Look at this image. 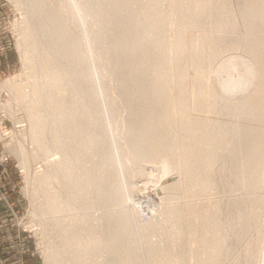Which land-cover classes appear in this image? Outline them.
<instances>
[{
  "label": "rangeland",
  "instance_id": "rangeland-1",
  "mask_svg": "<svg viewBox=\"0 0 264 264\" xmlns=\"http://www.w3.org/2000/svg\"><path fill=\"white\" fill-rule=\"evenodd\" d=\"M120 6L116 28L105 13ZM122 33L141 46L128 59L114 48ZM59 38L85 58V83L81 64L74 77V65L56 59ZM44 56L61 91L43 66L33 69ZM131 63L145 64L147 83L129 93L121 73ZM241 85L245 93H231ZM69 109L73 122H59ZM235 115L246 136L229 129ZM144 127L161 143L159 162L133 149ZM182 142L194 150L192 171ZM161 161L174 180L149 177ZM119 187L128 203L104 204ZM126 210L138 229L117 243L116 214ZM74 236L85 251L67 247ZM0 264H264V0H0Z\"/></svg>",
  "mask_w": 264,
  "mask_h": 264
},
{
  "label": "bare ground",
  "instance_id": "bare-ground-1",
  "mask_svg": "<svg viewBox=\"0 0 264 264\" xmlns=\"http://www.w3.org/2000/svg\"><path fill=\"white\" fill-rule=\"evenodd\" d=\"M105 15L108 17V18H110V20H111V22H112V25L113 26H115L116 28H119V25L121 24V22H124L125 20V17H126V14L121 10V6L120 7H117V8H115V10H114V13H111L110 14V16L109 15H107L106 13H105ZM220 21V20H219ZM111 22H110V24H111ZM219 27H222V23L220 22L219 23ZM155 27H152V29H151V31L152 32H155ZM115 31H119V29H116ZM34 36V35H33ZM32 35H31V37H33ZM62 38V37H61ZM129 36H127V35H125L124 33H122L120 36H119V38H117V39H115L114 40V42H115V45H114V48H115V52L116 53H122L123 55H124V51H125V57H124V59L126 58V59H128L129 57H127L126 55L127 54H129V53H132V52H138L140 49H141V46L138 44V43H136V42H134V41H130L129 40ZM62 40H63V38H62ZM60 38L58 39V40H56V41H58V42H56V44H58V43H60L61 41H62ZM221 41H223V38L221 39ZM130 42V43H129ZM122 43H124V45H120V44H122ZM32 44H33V40L31 41V46H32ZM61 44V43H60ZM74 46L73 45H71V42L68 40V43H66V44H61V50H59V53L56 55V59L57 58H62L63 57V59H65L67 62H69L68 64H69V66L70 65H74V70H75V74L76 75H74V77L76 76V77H79V70L76 68L77 66H78V64H81V68H79L80 69V72H81V74H82V77H83V82L85 83V80H86V77L88 76V77H90V75H89V73L86 71V61H84L85 60V58H83V59H80L79 58V54L78 53H75V50H74ZM76 49V48H75ZM210 55H213L214 56V52L213 53H210L208 56H210ZM120 56V58H121V55H119ZM207 56V57H208ZM213 56L212 57H208V63H207V65H208V67H207V69L210 71L211 70V67H212V64H213ZM122 59V58H121ZM34 61V60H33ZM71 61V62H70ZM123 59H122V64H123ZM52 62H53V60L50 58V57H47V56H44V57H41V58H38V59H36V61L34 62V65H32L33 66V69L35 70V68L36 67H40V66H43L45 69H46V73H45V75H47V77H51L52 79H50V80H52V81H54V84H53V82L51 83V85L52 86H54V88H56V90H58V91H61L62 90V83H60L61 81H60V78H58L59 76H60V73L54 68L55 67V65H52ZM54 64V63H53ZM85 64V65H84ZM140 65H142V66H137V65H133L132 63L130 64V66H129V68H127V69H123L122 70V73H121V77H122V79H121V86L123 87V89H128V92L130 93L131 91H130V87L131 88H133V90L134 89H137V87H140L141 85L143 86V87H145L146 86V83H147V79H145V64L144 63H141ZM122 66V65H121ZM77 69V70H76ZM227 71V70H226ZM228 71L229 72H232L230 69H228ZM59 74V75H58ZM230 74V73H229ZM182 75L184 76V75H186V73H185V71L183 72V73H181V77H182ZM51 82V81H50ZM76 82H78V80H76ZM75 83V82H74ZM90 83V82H89ZM138 90V89H137ZM139 91V90H138ZM212 91H214V89H212ZM153 92V91H152ZM246 91H244V88L242 87V85L240 86V87H238V89H236V90H233V89H231V93H235V94H243V93H245ZM226 93H230V89H225V94ZM134 94V93H133ZM154 94H156V96H158V98L160 99V101L161 100H163V99H165L166 97H165V91H164V89H163V87L159 90V89H156L155 90V93ZM153 94V95H154ZM213 94H214V92H213ZM137 96V95H136ZM128 97H130V96H128ZM128 97H127V101L129 102V99H128ZM132 98H133V96H131ZM138 98V97H137ZM134 99V98H133ZM147 99H148V96L147 95H144L143 97H141L140 98V100H138V101H143L144 103L145 102H147ZM54 102H56L57 103V101H53V100H50L49 101V103L52 105H54ZM137 102V101H136ZM195 104V103H194ZM131 106H133L132 104H128V109H129V111L130 112H132V114H134V116H137V114H139L137 111H136V109H133V108H131ZM134 106H135V108H136V105L134 104ZM253 108L255 109V106L253 105ZM179 110H180V112L182 113V111H183V107L182 108H179ZM245 110H247V112H250L251 110H250V106L248 105L247 106V108L245 109ZM144 114H141L142 115V119H143V115H145V119L144 120H148V124L150 125V123L152 122L151 121V118H152V116H150L151 115V113H150V111H148V110H144ZM212 112V111H211ZM59 114V116H58V121L59 122H61V123H63V124H67V123H71V122H73V119H72V117L74 116L73 115V110L71 109H69V110H60L59 112H58ZM214 113V111L211 113V114H213ZM139 116V115H138ZM151 118H150V117ZM238 115H235V117H234V120H232L233 122H230V126H229V129L230 130H232V129H234V130H238V132H239V134L241 133L242 134V136H246L247 135V127H246V125L245 126H243V127H241V125H240V122H241V120H240V117H239V119H238V121H237V117ZM140 117V116H139ZM74 118V117H73ZM146 121H145V123H146ZM150 122V123H149ZM184 124H188V121H186V118H185V120H183L182 121ZM147 123L145 124V125H148ZM183 124V125H184ZM144 125V126H145ZM43 127H44V121H42V120H37V121H35L34 122V124H33V128L36 130V139L37 140H39L41 137H42V132H43ZM132 127V126H131ZM132 129V128H131ZM128 131H130L129 129H127ZM134 130V129H133ZM135 131V130H134ZM209 131H210V128H209ZM133 132V131H132ZM130 133H131V131H130ZM40 134V135H39ZM150 130L149 129H145V127H144V130L142 131V132H139V133H137V137H136V139L133 141V143H132V146H133V149L137 152V154H138V156H139V158H140V160H142V162H143V160H144V162H146L147 160L149 161V159L150 160H153V161H155V160H157V162H159L158 160L159 159H157V154H158V152L161 150L160 149V147L161 146H158V142L157 141H155V142H157L158 144H157V146L159 147V151H158V148H157V146L155 147V145H156V143L154 144L153 142V140L152 139H150V136H152V135H150ZM198 137H199V135H198ZM82 139H83V146H84V148H86V146H87V144H88V137H87V135H86V132L84 133V132H82ZM240 140H241V138H240ZM215 142V139H212V142ZM152 143V144H151ZM220 144H218V146H217V144H216V142H215V149H217V147H221L220 149H223V142L222 141H220L219 142ZM153 144H154V147H153ZM161 144V143H160ZM159 144V145H160ZM182 144H184L183 142H182ZM111 145H112V143H111ZM153 147V149L151 148L150 150H147L146 151V149L147 148H149V147ZM241 146V143H240V141L239 142H237V144L235 145V147L236 148H238V147H240ZM184 147V148H183ZM181 146V148H182V150H181V152H182V156H183V168L184 169H188L189 171H192V168H193V166H194V164H193V160H192V154L194 155V150H192V149H190V147H188V145H186V143L184 144V146ZM235 148V149H236ZM81 149H82V155H83V147L81 146ZM143 150H145L146 152V154L144 153V151ZM213 150L214 149H212V151L207 155V160H208V162L210 163V162H212V159H213V155H214V152H213ZM234 150V149H233ZM232 150V151H233ZM111 151L113 152L114 150H112L111 149ZM156 151H158L157 153H156ZM170 152H171V150H169ZM148 152V153H147ZM85 153H86V149H85ZM215 154H217V153H215ZM159 155H162V153L160 152V154ZM148 156V157H147ZM145 159H147L146 161H145ZM151 162V161H150ZM156 162V161H155ZM152 163V162H151ZM155 164V163H154ZM145 165H147V164H145ZM144 165V171H146V173H147V168L149 167H146ZM149 165H150V163H149ZM157 165H158V163H157ZM156 165V166H157ZM161 165V170L160 169H158V170H160V172H161V175L160 176H154V175H156L157 173H155L154 172V174L153 173H150V174H152V176L150 175L149 177H152V179H154V178H157L158 180H163L164 178H165V176H166V174H168L169 175V177L167 178V179H169V181L170 180H174L172 177H174V174H173V176H171L170 174H171V169H169V167H168V165H165V166H163L162 165V161H161V163L159 164V166ZM152 166H154V165H152ZM151 166V167H152ZM159 166H157V167H159ZM153 168H155V167H153ZM149 169V168H148ZM157 169V168H156ZM157 170V171H158ZM187 171V170H186ZM119 172H120V170L118 169V170H116L115 172H114V174H113V176L115 177V178H117L118 176H119ZM151 172V171H150ZM173 173V172H172ZM77 175H78V173H76ZM84 174V173H83ZM78 175L79 177H81V179H80V183H79V185L81 184V182L82 181H84L85 179H86V177H85V174L84 175ZM149 174V173H148ZM147 174V175H148ZM157 174V175H158ZM154 176V177H153ZM105 179H106V176H104V181H105ZM166 179V180H167ZM74 182H75V180H74ZM154 182H156V180L154 179ZM174 182V181H173ZM172 183V182H171ZM77 184H78V181H76L75 182V185L77 186ZM158 185L160 186L161 185V182L160 183H158ZM111 194H114V195H111V200H110V198H108L109 196V194L107 195V197L106 196H104V204L105 203H110L111 201H112V196H114L113 197V203L110 205V206H112L113 205V207L114 206H116V207H118L119 205H125V204H127L128 202V200H127V198H124V192L122 191V189L119 187L118 189H116V194H115V191H112L111 192ZM142 194V193H141ZM139 196V195H138ZM143 196V195H142ZM134 198H136V196L134 197ZM141 198V197H140ZM140 198H137L135 201H137V200H139ZM171 198V197H170ZM171 200V199H170ZM173 201V200H172ZM125 203V204H124ZM173 205H174V203H173ZM172 205V206H173ZM107 206V205H106ZM108 206H109V204H108ZM171 206V207H172ZM89 208V207H85V210L87 211V209ZM109 208V207H108ZM115 208V207H114ZM172 211H175L176 210V206H173L172 208ZM171 209H170V212H172L171 211ZM110 210V209H109ZM53 211H57V209L55 208V206L53 207ZM110 212V211H109ZM113 212V211H112ZM117 212V211H116ZM115 212V213H116ZM118 214V213H117ZM116 214V216H117V219L116 220H119V221H117V222H119V223H117L116 225H114L115 227H114V229L116 228V232L114 231V230H112V232L114 231V238H115V242H117V243H119V240L117 239L119 236H121V237H123V234H122V232H126V233H129V232H131L132 233V231L133 230H135V229H138V226L137 225H128L127 223H125V219H131V215H129V214H131V212L129 211H124V213L122 214V213H120L119 212V214L117 215ZM115 215V214H114ZM115 216V217H116ZM133 216H134V214H133ZM83 217H85L84 215H83ZM135 217V216H134ZM114 219V217H113V215L111 214V216L110 215H108V220L110 221H112ZM149 219V218H148ZM55 220H56V218H55ZM82 220V219H81ZM151 220V219H150ZM83 221V220H82ZM114 221H115V219H114ZM146 221H148V220H146ZM111 224L113 223V222H110ZM116 223V222H115ZM149 224V223H148ZM152 224V223H151ZM86 229H87V227H85ZM88 230V229H87ZM117 230H118V232H117ZM124 232V233H125ZM113 236V235H112ZM120 241H122V244H123V240H122V238H121V240ZM97 245L98 246H100L101 244H99V242L97 243ZM84 246H87V245H84ZM84 246H82V244L79 242V240L78 239H76V237L74 236V239H67V247L69 248V249H73L74 251H80V250H86V248L84 247ZM124 246V244L122 245V247ZM127 247H128V245H127ZM82 248V249H81ZM128 249V248H127ZM129 249H132V250H136L135 248H134V245L133 246H129ZM128 249V250H129ZM153 249V248H152ZM153 251H155L156 252V250L154 249ZM219 252L217 251V254H218ZM78 254V253H77ZM219 255V254H218ZM78 258H80V257H78ZM81 260V259H80ZM151 263V262H150ZM153 263H155V262H153Z\"/></svg>",
  "mask_w": 264,
  "mask_h": 264
}]
</instances>
